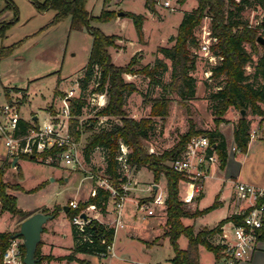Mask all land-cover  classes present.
I'll use <instances>...</instances> for the list:
<instances>
[{"label":"rangeland","instance_id":"374dc122","mask_svg":"<svg viewBox=\"0 0 264 264\" xmlns=\"http://www.w3.org/2000/svg\"><path fill=\"white\" fill-rule=\"evenodd\" d=\"M9 1L11 5L6 6L7 0H0V22L12 21L16 16V20L5 30L4 35L0 36V87L2 84L12 86L2 87L4 93L0 94V125L6 123V116L1 111V105L8 102L15 104L19 114L23 117H28L32 111L37 113L38 122L41 124V121L47 116L44 107L47 102L52 100L59 77H66L65 81L61 83L62 88L66 89L71 86L74 79L83 77V68L87 64L92 37L86 28H70L69 17L52 22L55 15L53 9L38 11L30 0ZM163 1H169V6H163ZM102 3V0H87L86 7L92 15H98ZM196 4L197 0H153L154 10L152 12L146 7L145 0H110V4H106V8L113 10L114 18L110 21L91 22L105 34H121L120 40H116L117 46L108 48L115 64L124 65L132 56L139 58L142 65L153 66L157 58L163 59L166 64L165 68L159 69V73L155 74L161 83L152 82L142 74L127 73L123 75L124 79L133 82L137 89L133 92H125L124 107L129 116L136 119L149 117L151 98L167 97L170 100L168 114L165 117H151L152 127L149 137L145 141L149 151L160 152L171 148L190 125L200 130H209L215 127V116L208 94L216 89L215 84L218 81L209 78L210 67L216 61L209 60L200 49V44L205 36L204 30L210 29V17L203 16L196 29L200 43L195 49V67L190 71L195 82L194 94L190 98L182 99L176 92H169L163 88V83H168L170 80V60L156 52L157 46L172 44L169 37L176 33L183 14L191 11ZM117 11H131L145 15L142 42L137 39L133 22L129 17L121 15L114 21L117 18ZM241 14L248 20L249 26L252 28H258L260 23H264V7L256 0H248ZM257 30L262 31L261 28ZM11 45L14 46L3 53V50ZM245 47L250 50L248 44ZM256 59L257 56L253 55V60ZM245 69L250 72L252 68L250 65H246ZM94 87L96 84L91 82L84 90L87 103L83 107L81 115L78 116V123L83 126L90 123V120L94 121V126H98L107 120L117 119L96 114V111L100 109L96 104L97 101L107 100V97L105 93L102 98L94 97L90 92ZM26 92L29 95V100L19 107L18 99H25ZM4 94L8 97L7 101ZM60 102V98L55 97V104ZM245 115L251 121L250 129L252 126L259 127L264 124V120H259L249 110L245 111ZM222 117L223 120L218 122V127L221 126L228 134L232 124L236 123L240 117V112L230 107ZM88 134L89 132L86 131L81 132L77 138L81 150H83ZM12 160L6 155L4 137L0 133V166L4 162L7 163L3 180L21 186L19 189L9 188L7 191L16 197L17 208L27 213L39 206L45 208L42 205L52 200L51 196L48 199L46 197L52 192L59 191V196L64 199L74 196L79 180L85 178L83 182L85 184L86 179H89L85 177L84 170L77 169L71 172L61 161L46 163L40 154L35 158H19L15 167L11 166ZM103 167L102 151L95 149L92 160L86 164V168L102 172ZM19 171L22 173L21 176ZM68 173H74L76 178L66 186L64 178ZM150 177L151 173L147 169H143L136 180L140 185L148 182ZM135 205L136 203L130 200V196L124 202L122 229L117 230L113 239V252L116 253V256L113 254L104 257L89 256L90 264H136L132 262V259L141 260L143 258L151 262H164L167 257L173 254L168 238H160L159 242L151 248L150 244L144 241V238H149L152 233L162 229L156 223L159 219L156 213L146 215V210H138ZM55 206L58 207V205ZM19 219L18 215L5 211L0 215V230H10V232L18 230ZM150 225H154L153 229H150ZM44 227L47 232L51 229L49 224H45ZM62 231L68 234V238L62 240L64 245H68L70 243L69 224L66 223ZM130 234L134 237H131ZM45 237L44 234L43 239ZM178 242L180 247L186 246L187 238L180 236ZM199 248V261L210 264V261L215 260L214 255L204 246L200 245ZM118 252L119 254H117ZM45 262L43 260L41 263L45 264ZM51 264L80 263L74 260H56Z\"/></svg>","mask_w":264,"mask_h":264},{"label":"trees","instance_id":"16d2710c","mask_svg":"<svg viewBox=\"0 0 264 264\" xmlns=\"http://www.w3.org/2000/svg\"><path fill=\"white\" fill-rule=\"evenodd\" d=\"M38 11L53 9L55 15L52 22L69 17L70 28H86L91 37L92 43L86 66L83 68V77L80 78V95L72 98L70 102L71 113L75 116L70 120L69 130L77 139L81 132H89L83 146V157L86 163H90L92 153L95 149L102 151L104 159L103 173L113 182H118L122 177V170L117 156L119 153V143H125L130 152L128 163L138 170L142 166L152 171L155 183L160 178L165 180V223L162 236L168 237L173 249V256L168 260V264H202L199 261V246H204L211 251L217 263L222 261L223 253L219 245L212 243V238L219 231V226L229 220L236 223L241 222L243 215L231 214L221 219L212 228H203L194 231L191 225H184L181 218H195L206 213L219 205L218 200L202 209H190L185 202L179 198V182L184 180L180 173L172 170L166 163L176 157L184 149L186 143L193 135L203 133L208 136L211 144L219 159L222 167L227 156V142L223 133L218 129V122L223 120L222 116L232 107L239 112L241 109L253 115L261 116L264 120L262 104H264V44L257 40L258 36L264 37V23H260L258 28L249 26L241 12L248 0H197L196 6L189 12H185L179 22L176 33L169 37L172 44L169 46H157L156 52L162 54L164 58L170 60L171 74L168 83H163V88L169 92H176L182 99L193 96L195 82L190 71L195 67L196 53L199 40L196 36V29L203 16L210 17V33L216 38L211 43V52L218 57L216 63L210 67L209 78L218 80L215 84L216 89L208 94L210 106L215 116V127L209 130L195 129L190 125L188 130L181 134L177 142L169 149L163 151H149L145 141L149 137L152 119L151 117H165L168 114L169 99L167 97L151 98L149 117L136 119L127 114L125 110V92L136 91V86L131 81L124 79V74H142L152 82L161 83L156 77L158 70L165 68L163 59H156L153 66L142 65L140 59L132 56L124 65H117L113 62L109 47H116V40L120 37L116 34H105L99 27L91 22L110 21L114 18L113 10L106 8L110 0H103V6L98 15H92L86 7L87 0H30ZM264 7V0H256ZM11 5L7 0L6 6ZM145 5L152 12L154 8L153 0H145ZM117 13V12H116ZM122 16L129 17L134 25L137 39L143 41V22L145 15L131 11H123ZM16 20L0 22V36L4 35L5 30ZM248 44L250 50L245 45ZM14 45L6 47L3 53L10 50ZM253 55L257 59L253 60ZM246 65L251 66V71L247 72ZM95 83L96 87L90 92H104L107 100L104 106L96 111L97 115L115 117L117 119L107 120L103 124L94 126V121L84 126L78 123V116L81 115L83 107L86 105L84 90L89 83ZM58 90L55 89V95ZM7 96V95H6ZM8 99V97H7ZM54 112L53 110H50ZM251 121L246 115L241 116L233 128V142L238 149L245 151L249 142ZM22 119L18 120L16 133H25L30 127ZM45 154V153H44ZM20 155L19 158H35L36 155ZM6 162L0 166V212L8 211L13 215H18L20 220L31 214L19 210L16 206V197L8 193L7 189H19V184H10L3 180ZM17 166V163L15 164ZM21 171L19 175L21 176ZM124 178V177H123ZM109 192L97 188L96 195L90 196L86 201L79 202L78 207L71 208L66 212L69 221L74 214L88 203H94L104 213L107 208ZM150 198H146L148 201ZM259 200L264 202V196ZM43 209L45 213H50L55 217L57 210ZM71 223V222H70ZM14 232L0 231V264L1 255L8 244L9 238ZM73 246L68 254L54 257L52 255H42L40 251L41 241L38 242L35 256L37 264H42L43 260H67L77 261L83 264L77 253H87L106 256V245L113 240L114 229L99 221L91 220L83 230H80L71 223ZM264 229L261 233V236ZM184 235L187 238V245L184 249L178 245V238ZM104 240V241H103Z\"/></svg>","mask_w":264,"mask_h":264},{"label":"built area","instance_id":"2783aa9c","mask_svg":"<svg viewBox=\"0 0 264 264\" xmlns=\"http://www.w3.org/2000/svg\"><path fill=\"white\" fill-rule=\"evenodd\" d=\"M162 5L168 7L169 1H163ZM210 32V29L204 30L205 36L200 44V49L207 55L209 60L216 61L218 57L210 49L211 43L215 42L216 38ZM198 40L200 43L199 38ZM80 78L74 79L71 86L64 91L60 98V106L53 113H48L41 124L38 120L33 121L32 126L25 133H16L17 123L20 119L17 106L9 102L1 105V111L6 116V123L0 125V133L4 137L7 157L14 159L25 154L31 156L40 154L46 163L61 161L70 170H84L85 177L93 182L89 197L96 195L97 188L108 191V202L110 201L112 204L111 218L104 220L100 208L96 207L94 203H88L79 213L71 217L70 222L76 225L78 229L83 230L91 220L95 219L112 227L115 234L116 228L122 227L124 202L130 191L137 187L138 181L134 176V168L129 165L127 160L130 149L123 142L119 143L117 156L122 170V177L118 182H113L103 171L98 172L86 168L87 163L84 160L79 142L69 130L70 120L75 117L71 113L70 102L72 98H78L80 95ZM92 95L102 98L105 94L104 92L98 94L93 92ZM105 103L106 100L104 99L97 101L96 104L101 107ZM256 135L255 129L249 133L250 138ZM231 149L237 150L238 148L233 145ZM166 163L172 170L180 173L183 179L188 181L198 193L203 188L204 180L210 175V165L219 163V159L214 150V144H211L208 136L196 134L190 137L179 155ZM234 188L237 197L248 201L249 205L244 210L236 213L237 215H243L241 222L236 223L229 220L222 223L219 226V231L214 234L211 240L213 244L221 247L223 264H238L241 259L249 257L257 246L264 229V202L259 200L263 192L253 185L243 182H235ZM165 197L166 192L156 189L151 195V199L141 202L139 208L146 210V215H149L153 212L150 205L165 206ZM78 203L70 200L68 206L76 208L79 205ZM81 213H85L86 218H82ZM106 251L107 255L113 254V240L106 245ZM24 255L23 238L21 236H11L2 252L1 263L25 264ZM156 264L166 263L159 262Z\"/></svg>","mask_w":264,"mask_h":264},{"label":"crops","instance_id":"0c3cea01","mask_svg":"<svg viewBox=\"0 0 264 264\" xmlns=\"http://www.w3.org/2000/svg\"><path fill=\"white\" fill-rule=\"evenodd\" d=\"M109 4L110 2L108 3V5ZM102 6H103V3H102ZM119 18L120 16H117V18L114 21H116ZM116 35L120 36L121 34L116 33ZM65 79L66 77H59L58 79L56 88H55L58 90V94L55 95V89H54L52 100L50 102H47L44 107L47 115L48 113H52L50 110H56L60 106L61 102L58 104L57 103L55 104V97L61 98L64 91L66 90V88H62L61 86V83L65 81ZM3 86H12V85L2 84L0 87V94L3 92L2 91ZM4 95L7 101L8 100L7 96L6 94ZM28 100H29V95L27 93V96L25 99H22V100L18 99L19 107H21L23 103L28 102ZM262 108L264 111V104H262ZM19 116H20V119L28 123H32L33 121L38 120L37 113L33 111L30 112L28 117H23L20 114ZM256 117L259 120L261 118V116H258V115H256ZM263 117H264V114H263ZM234 126H235V123L232 124L228 134L224 132V129L221 126L218 127V129L223 133L226 139V142H227L226 160L222 167L219 165V163L210 165L209 167L210 175L204 180L202 190L197 193L194 190L193 186L188 181L181 180L179 182V193H178L179 198L183 202H185L188 208L192 210L205 208L211 205L214 200L219 201V205L217 207L211 209L210 211L206 213L198 215L195 218H188V217L181 218L182 223L184 225H191L195 232L203 228H212L221 219L231 214H236L238 211L244 210L249 205L248 201L242 200L237 197L235 193V188H234L235 182H243V183L251 184L257 189L261 190L263 192L262 196H264V124H262L261 126L259 125V127L256 125L251 127L250 131L255 129L257 132V135L249 139V142L247 144V148L245 151H241L240 149H237V150L231 149V147L235 145L233 142ZM91 160H92V156H91ZM143 169H147L151 173V177H150L151 179L148 180V182H145L140 185L138 182L137 187L134 188L132 191H130V193L128 194V198L130 196V200L136 203L135 206L138 210H141L140 208H138L139 204L143 201H146L145 199L150 198L151 195L155 192L153 188L154 185H156L157 190H162L166 192L164 178H160L159 181L155 183L153 180L152 171L149 170L145 166H142L141 168L135 171L134 173L135 178H137L140 175ZM70 171L72 172L73 170H70ZM75 178L76 177L74 173H68L67 175H65V178H64L65 185L66 186L69 185L71 181L75 180ZM84 179L79 180L80 182L78 183V186L75 189V194L72 197L70 196L67 199L61 198V196H59L60 194L59 191L52 192L51 194L46 196L47 199L51 196L50 199L52 200H49V202L47 201L42 206H44L45 208H50L49 210H52L55 207H57L55 205H58L60 209L57 210V215L55 217L45 222V224H49V226H51V229L49 232H47V230L45 229L44 227L45 224L43 225V231L41 233V239H40L41 241L40 251L42 255H52L54 257H57V256H63L70 252L71 247L73 246V237H72V232H71V223L68 217L66 216V212L69 210L68 202L70 200H74L77 202H84L89 198V192H90V188L93 185V182L90 179H86V182L84 184L83 183ZM79 196H81V198H79ZM64 206L68 208L63 209ZM40 207L41 206L34 208L31 213L36 212V211H42L43 209H45V208H40ZM111 208L112 206L109 201L107 204L106 211L102 215L104 220L111 218ZM150 208L153 209V212L149 215H153L156 213V216L159 218L156 223L157 225L160 226V229H162L161 231L152 233L149 238H144V241L149 243L150 244L149 247L151 248L153 247L154 244L159 242L160 238L163 239V238H168V237L162 236L163 231H164V223H165V206L150 205ZM4 212L5 211L0 212V215H2ZM22 220L19 219L17 224H19ZM66 223L69 224V227H70V243L68 245H64L62 242L63 239L68 238V234L62 231ZM153 227L154 225H150V229H153ZM120 228L122 229V227L116 228L115 234L117 230L119 231ZM3 231H10V230H3ZM44 234L46 235V237L43 239ZM130 236L134 237V235H131V234ZM181 236H184V235H181ZM179 240H180V237L178 238L177 242ZM178 245H179V242H178ZM185 247L186 246H183L180 248L184 249ZM113 250H114V240H113ZM119 252L117 254H119ZM114 253L115 252H113V255L116 256V253L115 254ZM198 254H199V259H200V248L198 250ZM93 255L94 254H87V253H77L76 254V256L83 261V264H90V260H88V257L93 256ZM94 256L104 257L100 255H94ZM172 256L173 254L167 257L164 262L168 264V260ZM56 260L58 259H51L49 261L44 260V262L47 261L45 262V264H51L55 262ZM132 262L136 264H156L161 261L151 262L143 258L141 260L132 259ZM201 263L204 264L203 262ZM210 264H217V261L216 260L210 261ZM238 264H264V232L262 236L260 237V240L257 246L255 247L254 251L252 252V254L249 257L241 259L238 262Z\"/></svg>","mask_w":264,"mask_h":264},{"label":"water","instance_id":"95a60500","mask_svg":"<svg viewBox=\"0 0 264 264\" xmlns=\"http://www.w3.org/2000/svg\"><path fill=\"white\" fill-rule=\"evenodd\" d=\"M117 16L123 15V11H117ZM258 41H261L264 44V37L258 36ZM240 115H245V110L241 109ZM32 157V156H30ZM18 158L15 157L11 166L14 167ZM154 190H156V185H154ZM68 208L66 206L63 209ZM82 218H86L85 213H81ZM53 218V215L50 213H45L42 211H36L28 215L19 223L18 230L12 236H21L23 238V244L25 249L24 262L25 264H37L38 259L35 256V250L38 242L41 239V233L43 231V225L46 221ZM217 264H223L222 261H219Z\"/></svg>","mask_w":264,"mask_h":264}]
</instances>
